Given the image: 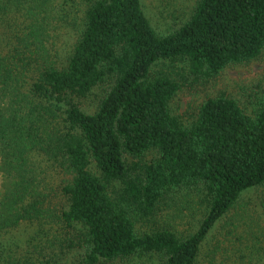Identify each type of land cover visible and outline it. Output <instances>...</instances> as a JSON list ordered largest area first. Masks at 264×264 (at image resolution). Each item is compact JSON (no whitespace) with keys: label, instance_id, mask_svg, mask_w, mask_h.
I'll list each match as a JSON object with an SVG mask.
<instances>
[{"label":"trees","instance_id":"1","mask_svg":"<svg viewBox=\"0 0 264 264\" xmlns=\"http://www.w3.org/2000/svg\"><path fill=\"white\" fill-rule=\"evenodd\" d=\"M68 4L82 15L59 61L54 22ZM263 50L264 0H195L164 35L141 0H0V233L58 224L79 264H199L216 223L264 186V98L248 115L220 94L188 123L170 104L182 84H207ZM165 60L184 64L181 82L156 69ZM94 87L103 94L86 113L76 100ZM46 167L69 177L59 202ZM175 197L201 208L189 234L151 225Z\"/></svg>","mask_w":264,"mask_h":264},{"label":"rangeland","instance_id":"2","mask_svg":"<svg viewBox=\"0 0 264 264\" xmlns=\"http://www.w3.org/2000/svg\"><path fill=\"white\" fill-rule=\"evenodd\" d=\"M141 1L152 27L160 35L183 24L195 3V0ZM60 15H64L63 18ZM81 15L80 8L73 11L69 4L64 9L59 6L53 30L54 50L59 61L65 59L76 40L75 25L80 23ZM156 69L170 73L177 81L183 80L184 64L165 60L158 63ZM102 94L103 87H94L84 98L76 100L77 105L82 111L92 113ZM220 94L233 99L246 114L252 115L264 98V50L250 62L227 66L207 84H182L171 101V111L182 123H188L202 102ZM151 157L146 155L144 161ZM34 164L38 167L37 162ZM91 171L95 170L91 168ZM43 177L47 188H52L48 191L56 193L52 200L61 201L59 185L69 177L49 167L45 168ZM193 205L179 197L167 200L151 225L165 227L179 235L189 234L201 217V208L196 203ZM66 238V231L58 224L42 227L22 222L0 233V264H79L80 250L66 248ZM117 264H158V260L136 257ZM199 264H264V186L244 193L234 208L216 223L200 251Z\"/></svg>","mask_w":264,"mask_h":264}]
</instances>
